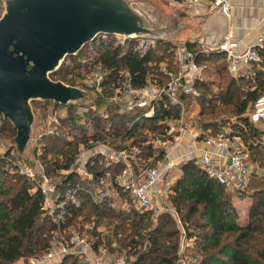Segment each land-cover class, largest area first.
Here are the masks:
<instances>
[{
	"label": "trees",
	"instance_id": "trees-1",
	"mask_svg": "<svg viewBox=\"0 0 264 264\" xmlns=\"http://www.w3.org/2000/svg\"><path fill=\"white\" fill-rule=\"evenodd\" d=\"M179 47L194 53L196 62L206 65L204 80L196 84L199 95L193 100L181 96L186 105L195 103L197 127L203 135L230 127L229 135L239 137L248 160L254 164L245 189L240 191L228 190L208 178L192 160L177 166L178 174L167 199L185 237L191 239L185 252L195 260L191 264H264V132L256 126L264 120L251 122L244 116L264 94V48L258 50L259 62L232 75L226 69L223 53L204 52L199 42L186 40L176 45L168 40L142 38L117 42L114 35L103 34L84 44L75 55L65 56L49 75L65 84L83 85L74 82L73 77L81 80L103 67L106 72L99 90L93 92L92 103H31L39 106L43 119L47 114L56 115L55 108H63L52 133L42 135L30 147L31 156L55 184L52 213L41 209L43 195L35 183L17 171L23 160L12 147L8 145L0 154V264H16L21 258L41 255L52 243L66 242L72 233L85 237L93 249L102 247L124 254L127 264H178L179 230L175 219L162 213L152 221L150 211L135 209L128 192L116 183L123 163L105 167L100 155H92L84 165L90 177L71 167L83 148L98 142L115 149L139 146V160L150 164L162 157L163 149H153L151 140L168 138L165 121L178 118L179 106L161 95L153 101L154 113L143 116V109H123L109 97L117 87L129 91L148 80L164 85L168 76L161 67L175 70ZM80 56L85 59L80 60ZM0 135L8 140L14 135L11 124L1 117ZM233 196L249 199L244 224L236 221ZM50 264L88 262L75 255H62Z\"/></svg>",
	"mask_w": 264,
	"mask_h": 264
},
{
	"label": "built area",
	"instance_id": "built-area-1",
	"mask_svg": "<svg viewBox=\"0 0 264 264\" xmlns=\"http://www.w3.org/2000/svg\"><path fill=\"white\" fill-rule=\"evenodd\" d=\"M179 4L183 5L185 10L198 7L205 9L208 13L225 17L230 15L232 7L230 0H181ZM121 41L122 38L117 37V42ZM262 48H264V36L257 35L252 43L243 46H240L238 41L225 38L216 46L202 47L201 50L223 53L227 71L232 75H236L239 73L240 68H246L248 64L260 61L261 57L258 50ZM175 57L176 66L174 71L165 68V66L161 67L162 72L168 76V80L164 85H157L154 81L148 80L142 87L129 91L117 87L109 97L110 102L119 104L123 109H143V116H151L154 113L153 101L161 95L166 96L171 104L179 106L178 118L165 121V136L168 138L164 140L154 138L151 140L153 149H163L164 154L161 159L164 161L160 162L161 159H158L155 164H150L148 160L146 162L139 160L141 149L136 145L115 149L107 143L98 142L91 147L83 148L76 155L71 169L90 177V173L86 171L84 165L90 156L97 154L102 157L105 167L119 162L123 163V167L116 176L118 186L128 192L135 209L150 211L152 221H155L162 213H169L173 216L179 230L177 263L191 264L195 260L185 252L191 246V239L185 237L183 227L167 199L171 181H162L163 175L170 173L175 168L173 160L169 156L171 149H184L185 151L178 155L179 164L188 160L194 161L208 178L213 179L228 190H243L251 168L248 164L247 152L239 137L233 134L229 135L231 133L230 127H223L213 135H203L194 125L193 120L184 115L185 103L182 97H189L193 100L199 95L196 84L204 80L206 65L196 62L194 53L182 47L176 50ZM105 72L106 70L101 67L98 71L89 74L83 80L84 87L92 93L97 92ZM250 107L244 113L249 121L264 120V94L259 96ZM82 112L83 110L80 113ZM62 114L48 115L46 119H43L33 140L35 141L42 135L51 133L50 125L52 127L56 125L58 122L57 116ZM79 123H83V119H80ZM200 145L206 147L208 151L196 155L194 150L200 149ZM4 150L5 147L0 143V154ZM211 155L219 159L213 158ZM133 161L134 163H132ZM17 171L35 183V187L43 195L41 209L52 213L51 196L55 192V184L49 176L43 173L41 164L35 160L32 162L22 161L18 164ZM71 200L75 203L74 199ZM56 206L58 205L56 204ZM62 255L78 256L88 264H127L125 255L116 254L102 247L93 249L87 239L78 233H72L66 242L52 243L51 247L41 255L27 257L24 264H50Z\"/></svg>",
	"mask_w": 264,
	"mask_h": 264
},
{
	"label": "water",
	"instance_id": "water-1",
	"mask_svg": "<svg viewBox=\"0 0 264 264\" xmlns=\"http://www.w3.org/2000/svg\"><path fill=\"white\" fill-rule=\"evenodd\" d=\"M0 5V117L14 129L9 145L23 161L33 142V101L81 106L94 101L84 86L49 77L65 56L100 34L164 40L180 14L172 13L168 29L136 0H0Z\"/></svg>",
	"mask_w": 264,
	"mask_h": 264
},
{
	"label": "crops",
	"instance_id": "crops-1",
	"mask_svg": "<svg viewBox=\"0 0 264 264\" xmlns=\"http://www.w3.org/2000/svg\"><path fill=\"white\" fill-rule=\"evenodd\" d=\"M230 2L232 7L228 17L208 13L205 9L198 7L185 10V7L179 4L182 10L180 11L182 13L183 24L186 28L185 31H193V29H195L194 31L196 33L194 37L188 38L187 41L199 42L201 47L210 48L216 46L225 38H228L238 41V44L243 46L252 43L257 35L264 36V0H230ZM174 3L176 2L174 1ZM189 27L192 28L190 29ZM244 69L245 68H240L243 72ZM190 103L187 105L185 104L184 115L191 118L194 125L197 127L196 105L194 102ZM200 146V149L194 150L196 155L208 151L206 147ZM183 151L185 150L171 149L169 156L175 165V168L170 172L172 173L171 183L175 175L178 174L177 166L180 165L178 155L183 153ZM211 156L217 158L214 157V155ZM175 171L176 173L174 175ZM231 200L233 206L237 210V223L240 225L244 224L247 220L249 206L248 197L238 198L237 196H233Z\"/></svg>",
	"mask_w": 264,
	"mask_h": 264
},
{
	"label": "rangeland",
	"instance_id": "rangeland-1",
	"mask_svg": "<svg viewBox=\"0 0 264 264\" xmlns=\"http://www.w3.org/2000/svg\"><path fill=\"white\" fill-rule=\"evenodd\" d=\"M137 2H139L141 4V7L146 10L147 13L150 14V16H152L153 18H155L156 22L158 24H160V27H163L164 25H167L168 29H169V19H170V16H172V13L175 11V10H178L180 11V5L179 3H174L173 0H136ZM176 2V1H175ZM182 11V10H181ZM180 11V14L175 16V20L173 21V25L171 23V28L174 30L171 34L168 33L167 36L168 38L164 39V40H168L170 42H174L176 45H179L180 43H182L183 41H186L188 38H192L196 35L195 33V29H193V31H185L186 28L182 29V23H183V20H182V13ZM177 18V19H176ZM190 29L192 27H189ZM171 36V37H170ZM88 50H85V52H87ZM80 60L82 59H85L84 57L80 56L79 57ZM101 68V67H100ZM99 68L97 70H94V71H91L89 74L93 73V72H96L98 71ZM87 74L86 76H84L83 78H81V80L78 79V77L75 75L73 77V80L74 82H83V80L86 79V77L89 75ZM52 80H57V79H52ZM242 87H244V85H242ZM252 106V105H251ZM31 107H32V110H33V113L36 117V120H35V127L33 128V133H32V136L33 138L35 137L37 131H38V128H39V125L40 123L43 121V118L41 117L40 113H39V106L37 105H32L31 104ZM251 107H248L246 111H248ZM63 108H55L56 110V113H60L62 114L63 113ZM45 112H47V109L44 110ZM79 112H81V109L79 110ZM49 114H47L48 116ZM229 117V116H228ZM229 119L231 120V122H234L235 121V118L233 117H229ZM229 120V121H230ZM222 125H226V123H221ZM50 125V123H49ZM256 126L260 129H263V132H264V122H258L256 123ZM51 129L53 130L54 128L50 125ZM51 130V131H52ZM52 133V132H51ZM38 139V138H37ZM262 139L264 140V135H262ZM9 141L7 138H5L3 135H0V143L3 144V146L5 148H7V146L9 145ZM36 141V139H35ZM33 140V143L35 142ZM28 157L29 159L31 160H35L32 156H31V152H30V148H29V154H28ZM162 158V157H161ZM160 158V159H161ZM28 159V160H29ZM159 159V160H160ZM37 161V160H35ZM164 161L163 159H161L160 162ZM248 164H250V168L252 169L254 167V164H252L249 160H248ZM176 171L174 172V175H175ZM172 179V173H165L163 175V182H166V181H171ZM245 189V188H244ZM166 200V198H165ZM101 229V228H100ZM124 255V254H123ZM27 258V257H26ZM26 258H21L19 260L16 261V264H24V261Z\"/></svg>",
	"mask_w": 264,
	"mask_h": 264
}]
</instances>
